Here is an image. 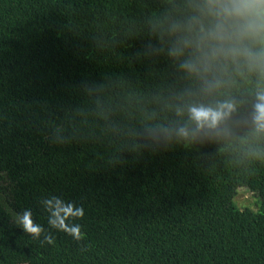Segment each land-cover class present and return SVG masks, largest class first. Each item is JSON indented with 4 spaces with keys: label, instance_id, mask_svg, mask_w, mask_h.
Returning a JSON list of instances; mask_svg holds the SVG:
<instances>
[{
    "label": "trees",
    "instance_id": "1",
    "mask_svg": "<svg viewBox=\"0 0 264 264\" xmlns=\"http://www.w3.org/2000/svg\"><path fill=\"white\" fill-rule=\"evenodd\" d=\"M207 4L0 0V264H264V67L209 58ZM51 196L83 207L79 240Z\"/></svg>",
    "mask_w": 264,
    "mask_h": 264
},
{
    "label": "clouds",
    "instance_id": "2",
    "mask_svg": "<svg viewBox=\"0 0 264 264\" xmlns=\"http://www.w3.org/2000/svg\"><path fill=\"white\" fill-rule=\"evenodd\" d=\"M209 13L215 17V23L204 32L203 37L212 44L210 59L223 57L225 59L243 60L248 64L264 67V46L252 50L243 41L252 39L264 45V0H208ZM189 71H195V65L186 64ZM255 121L260 128H264V91L257 94ZM231 111L232 104L222 106ZM192 118L197 122H211L215 124L225 114L221 110L193 108ZM42 208L48 213V225L52 229L63 231L74 239L81 238V225L75 221L84 216L82 206L66 202L59 196H51L40 201ZM19 227L34 238L43 239L53 244L50 232L33 220L30 209L16 214Z\"/></svg>",
    "mask_w": 264,
    "mask_h": 264
},
{
    "label": "rangeland",
    "instance_id": "3",
    "mask_svg": "<svg viewBox=\"0 0 264 264\" xmlns=\"http://www.w3.org/2000/svg\"><path fill=\"white\" fill-rule=\"evenodd\" d=\"M241 201V202H240ZM240 201L238 200L237 201V206L239 207V208H242L243 207V204H247L246 202H249V200H246L244 197H241L240 198Z\"/></svg>",
    "mask_w": 264,
    "mask_h": 264
}]
</instances>
